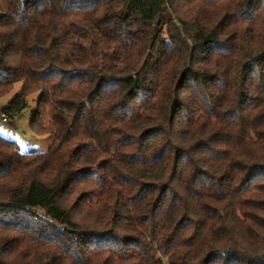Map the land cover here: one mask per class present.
<instances>
[{
	"label": "trees",
	"instance_id": "obj_1",
	"mask_svg": "<svg viewBox=\"0 0 264 264\" xmlns=\"http://www.w3.org/2000/svg\"><path fill=\"white\" fill-rule=\"evenodd\" d=\"M0 264H264V0H0Z\"/></svg>",
	"mask_w": 264,
	"mask_h": 264
},
{
	"label": "rangeland",
	"instance_id": "obj_2",
	"mask_svg": "<svg viewBox=\"0 0 264 264\" xmlns=\"http://www.w3.org/2000/svg\"><path fill=\"white\" fill-rule=\"evenodd\" d=\"M21 87V82L17 83L14 89L0 97V113L6 111L13 94ZM40 91H35L29 95V107L18 118L8 114L7 119L0 116V134L4 137L16 141L24 151H47L52 142L53 136L50 133L36 134L32 129V120L38 107Z\"/></svg>",
	"mask_w": 264,
	"mask_h": 264
},
{
	"label": "built area",
	"instance_id": "obj_3",
	"mask_svg": "<svg viewBox=\"0 0 264 264\" xmlns=\"http://www.w3.org/2000/svg\"><path fill=\"white\" fill-rule=\"evenodd\" d=\"M0 116L3 118V119H7L6 118V115L4 113H0Z\"/></svg>",
	"mask_w": 264,
	"mask_h": 264
}]
</instances>
